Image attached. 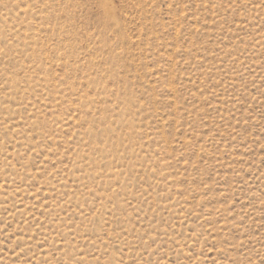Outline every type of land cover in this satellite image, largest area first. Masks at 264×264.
<instances>
[{"label":"rangeland","instance_id":"374dc122","mask_svg":"<svg viewBox=\"0 0 264 264\" xmlns=\"http://www.w3.org/2000/svg\"><path fill=\"white\" fill-rule=\"evenodd\" d=\"M0 264H264V0H0Z\"/></svg>","mask_w":264,"mask_h":264}]
</instances>
